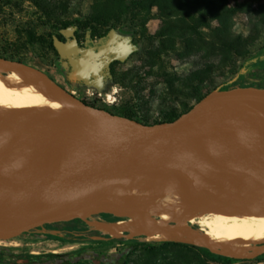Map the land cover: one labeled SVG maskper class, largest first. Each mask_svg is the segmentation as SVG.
Returning <instances> with one entry per match:
<instances>
[{"label": "rangeland", "instance_id": "1", "mask_svg": "<svg viewBox=\"0 0 264 264\" xmlns=\"http://www.w3.org/2000/svg\"><path fill=\"white\" fill-rule=\"evenodd\" d=\"M66 25L83 45L93 31L95 40L105 34L124 51L54 50L49 42ZM263 48L264 0H0V55L41 68L90 106L149 123L188 110L219 86L263 89L264 73L250 68ZM86 220L49 223L0 246L33 258L76 249L102 256L66 264H264V251L207 258L194 243L112 236ZM123 252L118 262H106Z\"/></svg>", "mask_w": 264, "mask_h": 264}, {"label": "bare ground", "instance_id": "2", "mask_svg": "<svg viewBox=\"0 0 264 264\" xmlns=\"http://www.w3.org/2000/svg\"><path fill=\"white\" fill-rule=\"evenodd\" d=\"M252 92L264 95V88ZM224 98L230 106L218 116L223 123L264 135L263 99L243 90ZM222 106L219 89L196 103L198 109L212 113ZM126 122L85 106L41 68L0 57V152L5 165L30 175L68 178ZM165 144L172 148L124 164L111 177L124 184L108 181L74 215L89 218L112 236L189 242L237 258L264 251V199L241 192L223 170L197 154L186 132L174 131ZM243 171L264 181L260 167ZM2 204L12 216L29 210L20 201ZM196 222L208 228L202 231L193 225Z\"/></svg>", "mask_w": 264, "mask_h": 264}, {"label": "water", "instance_id": "3", "mask_svg": "<svg viewBox=\"0 0 264 264\" xmlns=\"http://www.w3.org/2000/svg\"><path fill=\"white\" fill-rule=\"evenodd\" d=\"M56 45L63 52L76 49L75 40L56 39ZM252 89L258 88L219 89L223 106L217 113L202 111L195 104L172 120L153 123L107 113L108 117L126 120L125 126L116 136L103 140L68 178H56L50 173L30 175L19 167L5 165L0 152V240L21 239L44 224L75 216L108 181L124 184L111 179L124 164L144 154L164 153L172 148L165 141L176 130L186 132L197 154L223 170L241 192L264 199V181L248 177L243 171L249 166L264 170V135L253 129L227 125L218 117L230 106L224 96L232 91L243 90L253 98L264 100L263 94ZM12 201L24 202L29 210L19 216L10 215L2 203Z\"/></svg>", "mask_w": 264, "mask_h": 264}, {"label": "flooded vegetation", "instance_id": "4", "mask_svg": "<svg viewBox=\"0 0 264 264\" xmlns=\"http://www.w3.org/2000/svg\"><path fill=\"white\" fill-rule=\"evenodd\" d=\"M94 42H98V47L95 48V50H104V51H116V52H123L124 48H122L119 44V42L113 38H110L108 36L99 38L97 40H93ZM114 218V217H113ZM88 223L89 220H86ZM49 224H44L41 226L42 229H47V226ZM62 231H55V233H59ZM48 235H52V233H49ZM62 237V236H61ZM130 245H135L134 242H131ZM132 246H129L128 250H130ZM8 252H11L7 248L0 246V264H66L67 261L72 260L73 262L80 261V259L83 256H97L102 257L100 254L96 252H89L87 249H76L74 252L67 251H57V250H51V253L45 256L41 257H28V255L22 254V253H15L18 256L13 257ZM13 253V252H12ZM125 254L123 253H115L113 254L115 258H109L106 260L112 261V262H118L119 259ZM44 257V258H43ZM112 257V255H111Z\"/></svg>", "mask_w": 264, "mask_h": 264}, {"label": "trees", "instance_id": "5", "mask_svg": "<svg viewBox=\"0 0 264 264\" xmlns=\"http://www.w3.org/2000/svg\"><path fill=\"white\" fill-rule=\"evenodd\" d=\"M64 27H66L63 30L64 35H61V36L57 35L55 39L50 40V42H49L50 47H52L54 50L61 51L57 47V45H56V39H59V40L64 41V42H71V41L75 40L76 49L73 50V52H80V51H88V52L89 51H94L95 52L96 51L95 48L98 47V42H94L93 41L94 40V32L93 31H89V33L86 34V42L83 45L81 43V41H80V38H79V35H78L76 29L70 28L69 25H66ZM64 36L69 37L70 40L69 41L65 40L64 39ZM103 37H106V35L103 34V36H101V38H103ZM0 57H4V58H8V59H13V60H18V61H22L23 62V60L21 58H15L13 56H3V55H0ZM216 89H223V87L222 86H219ZM191 107L192 106H190L189 108H191ZM182 112H184V111H182ZM182 112H180L179 114H181ZM179 114L174 115L173 117H170V118L163 119L161 121H164V120H172L175 117H177ZM142 122L149 123L147 121H142ZM169 242L170 241H167V243H169ZM193 245H195L198 248V250L201 252V254L204 255V256H206L207 258L224 257L225 259H228V260L232 259V256H227V255L221 256L220 254H218L217 252L212 251L210 248H208L206 246H201V245H197V244H193ZM7 254H9V255H11L13 257H17L18 256L17 254L12 253V252L11 253L8 252ZM257 259H260L261 260V256H257Z\"/></svg>", "mask_w": 264, "mask_h": 264}, {"label": "crops", "instance_id": "6", "mask_svg": "<svg viewBox=\"0 0 264 264\" xmlns=\"http://www.w3.org/2000/svg\"><path fill=\"white\" fill-rule=\"evenodd\" d=\"M250 68L253 72L257 74L264 73V48L261 49L257 56L253 58V60L251 61Z\"/></svg>", "mask_w": 264, "mask_h": 264}]
</instances>
